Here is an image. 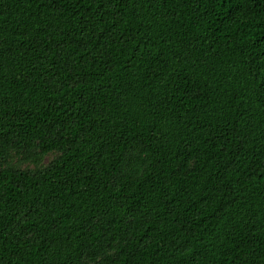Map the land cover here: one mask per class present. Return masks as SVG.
<instances>
[{
  "label": "trees",
  "instance_id": "1",
  "mask_svg": "<svg viewBox=\"0 0 264 264\" xmlns=\"http://www.w3.org/2000/svg\"><path fill=\"white\" fill-rule=\"evenodd\" d=\"M0 264H264V0H0Z\"/></svg>",
  "mask_w": 264,
  "mask_h": 264
}]
</instances>
